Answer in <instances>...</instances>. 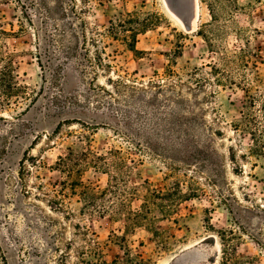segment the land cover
I'll return each instance as SVG.
<instances>
[{
    "label": "rangeland",
    "instance_id": "rangeland-1",
    "mask_svg": "<svg viewBox=\"0 0 264 264\" xmlns=\"http://www.w3.org/2000/svg\"><path fill=\"white\" fill-rule=\"evenodd\" d=\"M40 2L0 0L30 98L0 108V264H264V0ZM128 13L148 24L133 50L107 32ZM70 147L123 159L127 193L87 205L57 169ZM147 189L196 193L126 229L114 212Z\"/></svg>",
    "mask_w": 264,
    "mask_h": 264
},
{
    "label": "trees",
    "instance_id": "trees-1",
    "mask_svg": "<svg viewBox=\"0 0 264 264\" xmlns=\"http://www.w3.org/2000/svg\"><path fill=\"white\" fill-rule=\"evenodd\" d=\"M59 8H61V4L59 0H56ZM40 5L45 6L46 13L52 14L55 12L54 9L49 7V3L47 0H41ZM60 4V5H59ZM128 18L118 22L117 24H111L110 28L107 30L110 37L118 39L121 38L124 40L130 49L135 48V44L137 41V34L141 32H145L147 30L148 24L146 20L140 19L139 17L128 13ZM53 20H55L53 18ZM64 31V30H63ZM7 32L0 26V37L1 35H5ZM75 38H77V34H72ZM68 48V53H72V48L70 46ZM149 84H154L151 80L148 82ZM27 87L20 85L14 75L13 62L11 60V56L5 54L2 51L0 46V108L9 107L11 103H18L17 98H22L24 100L30 99L28 97V91H26ZM58 96H55L54 99L58 100ZM117 150L111 149L109 150L110 154L117 153ZM233 161L234 158H231ZM27 158L24 157L21 160L22 169L19 171V178L22 180L25 176V162ZM57 169L65 175L67 182H69L70 188L73 192L76 191V186H79L80 195L83 197L87 205H93L95 200L99 197L105 198L107 195L111 196H120L126 194L127 192L122 188L123 183H125L124 179V165L125 162L121 158L117 159H108L106 155L95 154L91 152L88 147L85 150L75 151L73 148H68V153L66 156H60L58 161L56 162ZM93 167L97 170H102L103 172L109 174V179L107 182V187L104 189L93 187L90 185H85L81 179H77V175H80L82 170L85 168ZM122 182V183H121ZM130 193V197H133L138 194V189L136 186L132 187V191ZM196 192H190L189 194L183 193L181 190L178 191H170L167 194L162 191L150 190L147 189L146 194L144 195L145 200L142 204V209L133 210L128 208L126 210H118L114 212L113 217H124L126 220L125 228H135L139 223L143 222L146 219L144 215V210H149L150 204H155L156 199H165L170 198L172 201H180L181 199H189L192 195H195ZM127 199V198H126ZM222 258L220 264H239L238 260H233L231 253L228 250H222ZM143 260H136L132 258L129 254L127 258L122 261H114L113 264H139ZM3 264H8L5 259H3Z\"/></svg>",
    "mask_w": 264,
    "mask_h": 264
},
{
    "label": "bare ground",
    "instance_id": "bare-ground-1",
    "mask_svg": "<svg viewBox=\"0 0 264 264\" xmlns=\"http://www.w3.org/2000/svg\"><path fill=\"white\" fill-rule=\"evenodd\" d=\"M196 15H197V12H196Z\"/></svg>",
    "mask_w": 264,
    "mask_h": 264
}]
</instances>
